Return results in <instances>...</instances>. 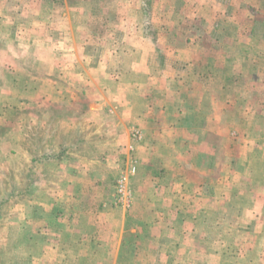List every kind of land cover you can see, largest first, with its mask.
Masks as SVG:
<instances>
[{"label": "crops", "instance_id": "1", "mask_svg": "<svg viewBox=\"0 0 264 264\" xmlns=\"http://www.w3.org/2000/svg\"><path fill=\"white\" fill-rule=\"evenodd\" d=\"M11 1L0 3L8 9ZM37 1L48 6L0 15L20 20L19 41L39 29L50 36L41 44L50 58L42 82L38 56L31 79H16L22 51L39 44L0 58V72L12 74L0 76V100L31 111L30 142L16 144L17 163L26 164L16 172V259L170 264L195 241V264H234L233 246L262 244V255H235L261 264L264 0ZM94 14L98 30L89 37L81 24ZM8 82L20 93L8 94ZM130 160L137 170L125 210L115 204V183ZM204 227L211 237L196 236Z\"/></svg>", "mask_w": 264, "mask_h": 264}, {"label": "rangeland", "instance_id": "2", "mask_svg": "<svg viewBox=\"0 0 264 264\" xmlns=\"http://www.w3.org/2000/svg\"><path fill=\"white\" fill-rule=\"evenodd\" d=\"M23 4H19L17 6L16 4H14V0H13V2L12 1L10 2V6L8 7V9H6L5 8L6 6L3 3H0V15H5L6 10H9V9L14 10L12 13H15V11L18 10V11H21L25 14H35L34 12H37L38 10H45L46 6H48L46 2H40L37 0H31V2H29V4H24V5ZM71 5H73L74 9H76V10L80 7L79 4H77V3L75 4L76 6H74L73 3ZM85 6H88V4L85 3ZM96 6H97V8H99L100 4L98 3V5L96 4ZM8 13L10 15V12H8ZM99 16L100 15L97 16V14L96 15L94 14V16H92L89 20H85L87 22V24H81V25H83L82 26L83 28H81V30H83L82 33H85L88 30L91 32V35H89V37H91L93 34L92 32L98 30V28L95 29V26H96V22L99 21V19H96V18ZM58 20H56L57 23H58ZM76 20L79 22V18ZM19 21H20L19 19H15V18H13V19L0 18V50L8 47L7 52H5V50H3L4 52L2 51V53H1L2 56H0V58L4 59L7 62V59L9 60V57H7V58H5V57H6L7 53L8 54L11 53L10 50H12V48H14L15 45H19L18 48H22L21 44L24 47L27 45L36 46L39 44L40 50L33 48V50L27 49V50L22 51L23 56H21V57H23V59H21L20 61H22V64L24 66H23V70H22L21 75H17L16 79L17 80L19 78L22 80H26V78H29L28 80L31 79V73H32L31 71H33L31 66H33V64H34L33 62L35 60V57L38 56L39 57L38 60L40 61V68H39L40 78H41L40 80L42 82V80L44 79V76H46L48 73L47 72V64H48L50 58H49V53H48L49 51H47L46 49H41V44L47 43L50 36H48V33L46 32V30L39 29L40 30L39 35L36 36V35H30V33H28V34L25 33L22 35L21 41H19L18 38L20 35H18V37L15 35V30L20 25ZM81 23H82V21H81ZM34 36L37 37V39H35V43H33L34 42L33 41ZM80 36H76V40L77 39L80 40ZM59 37L57 36L56 38L60 39ZM63 37H65V36L61 35V38H63ZM61 41H63V40H61ZM17 62H19V61H17ZM5 72H6L5 70L0 72V76L2 74V76L7 77L8 81H9V79L12 78V74L9 71V73L7 75H5ZM13 78H15V76ZM15 83H17V81H15ZM12 86L17 89L18 85L14 84V83L10 84L8 82V89H7L8 94L11 92H12V95L20 93L19 91H21V90L19 88H18V91L13 88V91H12ZM1 87H2V89H1ZM5 87H7V86H5L4 84H0V89L2 90V92L4 91L3 88H5ZM28 87H30V86H27V88ZM28 89H29L28 92L30 94L32 92V89L31 88H28ZM41 89L46 90L47 89L46 85H44L42 83ZM25 90H27V89H25ZM12 99L13 98L9 97L7 100H5V99L0 100V104H1L0 105V123H3L4 120H5V122H7L6 131L0 129V188L2 190H5V188L7 189V195L0 196V264H27L26 259H23V258L22 259L21 258L16 259L17 254L15 252H17L19 244L15 240V236L17 234L16 228L14 227V225H11V223L14 224L15 220L17 219V216H16V213H17V200L16 199L17 198H16V193H15V188H16V184H17L16 177L19 175L16 172L19 171V169L21 171L23 170V172L26 171V169H25L26 164L22 165V164L17 163V160H16V148H17V146H16V144L20 138H21L20 140H24L25 143H27L28 138L29 139L31 138L32 129H31V126L27 123V120H29L31 118V111L27 112V111H23V109L20 111L17 110L15 107L16 104L15 105L10 104V102H14V100H12ZM7 102H8V104H6ZM31 102L32 101L29 102L30 105H28V106H31ZM24 106H27V104ZM17 112H18V114H17ZM19 119L23 120L22 127L18 126L19 123H18V125L16 123L17 122L16 120H19ZM28 142H30V141H28ZM26 150H27V148L25 147L24 151H26ZM28 150L31 151V148H28ZM23 166H24V168H23ZM124 170L128 171L129 166ZM126 171H123V172H126ZM5 173H6V175H5ZM18 179H19V177H18ZM19 181L21 182V178L19 179ZM22 181H24L22 183L24 185H26V181L25 180H22ZM115 185H116V183H115ZM129 190H130L129 201L131 202L132 187L130 185H129ZM117 206H120V207L124 208L125 210H127L130 207V203H129L128 207H125L122 205H117ZM191 231H193L195 233V228H192ZM191 231L188 233V234H190L189 237H194V239H195V235L191 234ZM248 231H250V230H247V232ZM200 232H202V234L200 233V235L197 234L196 236H201L202 238H205V236L207 235V237L209 238V237H211V234H212V232L209 233L210 231L206 232L205 227L203 228V231H202V228H200ZM243 235L246 236V235H248V233H245ZM19 243H21V241H19ZM195 244L198 246V244H202V242L195 243V241H193L192 243L188 244L187 247L185 246L186 248H184V257L183 258H177L176 257L175 260L174 259L171 260V263H173V264H195V257H190L192 254L195 256ZM261 245L262 244H258L257 246L254 245V249L247 246V247H244V250L239 245L233 246L231 254L234 257L233 258L234 264H239L238 263L239 261L242 264H243V262H245V260H239V259H237V256H235L237 254H242V252H245V255H244V253L242 254V256H244L243 258H246L248 255H250V258L251 257L253 258V256L257 255L258 249L260 251L259 253L261 254V251L263 249V245L262 246ZM136 261L138 262V260H136ZM206 261L209 264H215L214 261L209 262V259H207ZM261 261H262L261 264H263V262H264L263 257H261Z\"/></svg>", "mask_w": 264, "mask_h": 264}, {"label": "built area", "instance_id": "3", "mask_svg": "<svg viewBox=\"0 0 264 264\" xmlns=\"http://www.w3.org/2000/svg\"><path fill=\"white\" fill-rule=\"evenodd\" d=\"M132 141L137 142L141 139L140 132L133 130L130 135ZM131 150V148H130ZM129 170L120 174L119 178L116 181V194H115V204L128 207L130 201V178L136 173V164L133 161H129Z\"/></svg>", "mask_w": 264, "mask_h": 264}]
</instances>
